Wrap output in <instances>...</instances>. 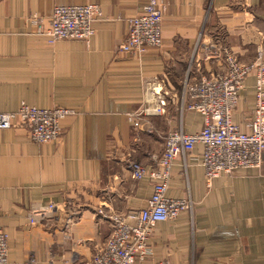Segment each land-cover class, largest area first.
<instances>
[{
  "label": "crops",
  "instance_id": "crops-1",
  "mask_svg": "<svg viewBox=\"0 0 264 264\" xmlns=\"http://www.w3.org/2000/svg\"><path fill=\"white\" fill-rule=\"evenodd\" d=\"M151 1L162 11L160 48L143 54L120 49L135 30L141 4ZM90 3L100 10L89 25L91 36L52 40L44 32L57 9ZM34 17L41 23H32ZM205 32L220 34L225 47L249 62L257 46L264 48V0H0V112L21 105L71 111L58 121V140L33 141L24 125L0 129V230L7 264H88L111 225L85 217L99 208L135 223L153 193L151 173L158 170L165 134L202 126L203 116L187 109L184 85L201 77L190 61ZM221 65L212 60L204 67ZM158 78L170 95L166 110L142 117L135 127L130 115L155 104L157 95L150 92ZM255 101L250 74L232 117L243 130ZM201 154L202 147L194 146L173 161L166 196L188 198L192 209L154 226L145 264H264V161L206 188ZM132 163H141L149 176L134 181ZM67 191L82 194L79 215L51 231L30 223L31 209Z\"/></svg>",
  "mask_w": 264,
  "mask_h": 264
},
{
  "label": "built area",
  "instance_id": "built-area-1",
  "mask_svg": "<svg viewBox=\"0 0 264 264\" xmlns=\"http://www.w3.org/2000/svg\"><path fill=\"white\" fill-rule=\"evenodd\" d=\"M142 10L135 21V30L122 44V50L131 54H143L150 48H160L162 11L155 1L141 4ZM52 28L48 36L53 39L85 38L94 31L89 28L94 16L100 13L99 5L90 3L85 6H63L56 10ZM32 23L40 24L41 20L34 17ZM37 24L35 28L38 26ZM37 30L43 31L40 26ZM264 48L257 46L254 58L249 62L241 61L232 50L224 46L222 36L217 32L199 35L191 52V64L201 72V77L193 84H185L184 90L190 100L187 109L203 116L199 130L184 132L173 129L163 137L165 145L164 157H159L155 164L157 171L151 173L154 182L153 193L145 200L142 213L136 212L134 224H129L119 214H107L99 208L95 212H87L85 217H100L109 220L107 238L101 251L88 264H143L147 251L148 256L151 226L160 221L175 219L183 210L192 209V201L188 198H166L165 193L170 185V169L173 161L194 146L202 147L201 161L203 181L206 188L212 186L216 178L227 177L236 170L258 168L264 161ZM222 61L221 68L211 74L205 71L204 64L210 61ZM254 77L255 105L252 109L248 130L241 129L233 121V111L237 105L244 80ZM151 88L150 94L157 95L155 104H147L140 111L130 115L134 126L146 115L164 113L170 96L165 89V79L158 78ZM146 102L149 100L146 98ZM64 109H35L21 107L14 112H0V129L15 128L24 125L28 129L31 140L44 142L58 140L62 130L59 119L66 113ZM27 113L32 116L27 119ZM138 164H131L137 166ZM135 178L142 171L134 167ZM41 204L39 210L28 212L30 223L42 226L45 230H54L62 221H68L84 207V198L80 192L69 191ZM55 211L56 214L52 215ZM146 259V258H145ZM145 261V260H144ZM165 262V260H160ZM145 263V262H144ZM0 264H7L5 235L0 230ZM49 264H52L49 262ZM70 264H80L72 259ZM167 264V263H158ZM170 264V263H168Z\"/></svg>",
  "mask_w": 264,
  "mask_h": 264
},
{
  "label": "rangeland",
  "instance_id": "rangeland-1",
  "mask_svg": "<svg viewBox=\"0 0 264 264\" xmlns=\"http://www.w3.org/2000/svg\"><path fill=\"white\" fill-rule=\"evenodd\" d=\"M48 32H50L51 33V31L50 30H47ZM205 68V67H204ZM211 72L212 71H208V73L209 74H211ZM169 102H170V100H169ZM21 107H22V105H21ZM28 109H29V107H28ZM55 109H57V108H55ZM28 115L26 116L27 117V119L28 120H31V118H32V116L31 115H29V113H27ZM33 119V118H32ZM40 142H44L43 140H39ZM164 153H165V145H164V143H162V151H161V154H160V157H164ZM134 167H137V168H139L141 171H142V175L139 177V178H135L134 177V175H135V168ZM129 169H130V171H131V178L134 180V181H140L143 177H145V176H149V172L147 171V169L141 164V163H138V165L137 166H131V165H129ZM233 173V172H232ZM139 212L140 213H142V209H140L139 210ZM156 224H154V225H152L151 226V233H150V237L152 236V233H153V229H154V226H155ZM149 242H150V239H149ZM146 254H147V251L145 252V254L144 255H141L142 256V258H143V264H145L144 262V260H145V258H146ZM158 263H169V261L168 260H165V262H162V261H157L156 263H153V264H158Z\"/></svg>",
  "mask_w": 264,
  "mask_h": 264
},
{
  "label": "bare ground",
  "instance_id": "bare-ground-1",
  "mask_svg": "<svg viewBox=\"0 0 264 264\" xmlns=\"http://www.w3.org/2000/svg\"><path fill=\"white\" fill-rule=\"evenodd\" d=\"M165 197L166 198H171V199H180V198H174V197H168V196H166V193H165ZM182 198V197H181ZM184 211V210H183Z\"/></svg>",
  "mask_w": 264,
  "mask_h": 264
}]
</instances>
